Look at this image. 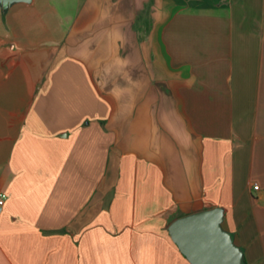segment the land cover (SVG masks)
Returning a JSON list of instances; mask_svg holds the SVG:
<instances>
[{"label":"crops","instance_id":"1","mask_svg":"<svg viewBox=\"0 0 264 264\" xmlns=\"http://www.w3.org/2000/svg\"><path fill=\"white\" fill-rule=\"evenodd\" d=\"M0 264H191L221 206L264 264V0L0 4Z\"/></svg>","mask_w":264,"mask_h":264},{"label":"water","instance_id":"2","mask_svg":"<svg viewBox=\"0 0 264 264\" xmlns=\"http://www.w3.org/2000/svg\"><path fill=\"white\" fill-rule=\"evenodd\" d=\"M32 0H0L4 9ZM224 210L213 206L174 219L168 229L174 242L191 264H246L244 251L222 224Z\"/></svg>","mask_w":264,"mask_h":264},{"label":"built area","instance_id":"3","mask_svg":"<svg viewBox=\"0 0 264 264\" xmlns=\"http://www.w3.org/2000/svg\"><path fill=\"white\" fill-rule=\"evenodd\" d=\"M7 199V194L0 193V205H3Z\"/></svg>","mask_w":264,"mask_h":264}]
</instances>
